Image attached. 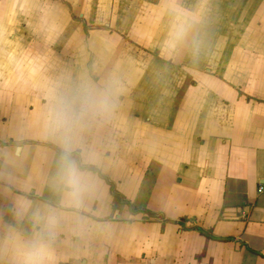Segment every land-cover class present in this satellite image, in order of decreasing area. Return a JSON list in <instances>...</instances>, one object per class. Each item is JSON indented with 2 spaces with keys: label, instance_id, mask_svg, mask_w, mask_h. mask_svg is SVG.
<instances>
[{
  "label": "crops",
  "instance_id": "crops-1",
  "mask_svg": "<svg viewBox=\"0 0 264 264\" xmlns=\"http://www.w3.org/2000/svg\"><path fill=\"white\" fill-rule=\"evenodd\" d=\"M180 2L202 14L203 44L169 61L166 0H0V154L21 149L0 223L14 195L57 199L58 149L40 134L51 86L122 93L89 231L69 222L59 264H264V0Z\"/></svg>",
  "mask_w": 264,
  "mask_h": 264
},
{
  "label": "clouds",
  "instance_id": "clouds-1",
  "mask_svg": "<svg viewBox=\"0 0 264 264\" xmlns=\"http://www.w3.org/2000/svg\"><path fill=\"white\" fill-rule=\"evenodd\" d=\"M164 12L168 19L162 57L172 61L186 53L198 58L203 44L202 14L184 8L180 0H166ZM121 94L111 79L98 84L83 77L51 86L40 134L58 149L56 171L50 180L57 199L37 203L26 194L11 197V219L0 223V264H59L60 237L69 222L75 234L88 233L82 212L97 190L92 169L101 162L98 140L115 124ZM20 152L18 148L14 154H0L5 194L17 184Z\"/></svg>",
  "mask_w": 264,
  "mask_h": 264
},
{
  "label": "trees",
  "instance_id": "trees-1",
  "mask_svg": "<svg viewBox=\"0 0 264 264\" xmlns=\"http://www.w3.org/2000/svg\"><path fill=\"white\" fill-rule=\"evenodd\" d=\"M114 193L118 196V197H120L125 203H128V201L120 194V193H118L117 191H115L114 190ZM146 212L147 213H149V214H152V212H148L147 210H146ZM153 215V214H152Z\"/></svg>",
  "mask_w": 264,
  "mask_h": 264
},
{
  "label": "built area",
  "instance_id": "built-area-1",
  "mask_svg": "<svg viewBox=\"0 0 264 264\" xmlns=\"http://www.w3.org/2000/svg\"><path fill=\"white\" fill-rule=\"evenodd\" d=\"M264 189V186H260V191H262Z\"/></svg>",
  "mask_w": 264,
  "mask_h": 264
}]
</instances>
